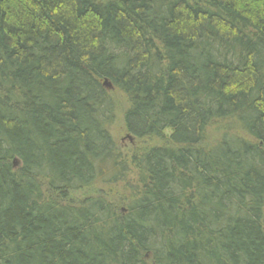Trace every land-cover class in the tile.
Masks as SVG:
<instances>
[{
    "label": "trees",
    "instance_id": "1",
    "mask_svg": "<svg viewBox=\"0 0 264 264\" xmlns=\"http://www.w3.org/2000/svg\"><path fill=\"white\" fill-rule=\"evenodd\" d=\"M0 264H264V0H0Z\"/></svg>",
    "mask_w": 264,
    "mask_h": 264
},
{
    "label": "rangeland",
    "instance_id": "2",
    "mask_svg": "<svg viewBox=\"0 0 264 264\" xmlns=\"http://www.w3.org/2000/svg\"><path fill=\"white\" fill-rule=\"evenodd\" d=\"M118 105H119V112L116 115L115 124L111 127V136L113 137L115 143H117L119 150L122 155L128 156L132 151L135 149H145L148 146H151V143H142V142H136V143H129L126 139V133L124 132L123 128V120L121 121V112L125 108V100L122 97H118ZM166 135L169 133L166 132ZM213 138V134L211 135V139ZM129 157V156H128ZM103 190L102 186H94L88 189L81 190L80 192L71 193L70 197L74 202H80V200L90 197L92 194H96L97 192ZM119 192V191H118Z\"/></svg>",
    "mask_w": 264,
    "mask_h": 264
},
{
    "label": "water",
    "instance_id": "3",
    "mask_svg": "<svg viewBox=\"0 0 264 264\" xmlns=\"http://www.w3.org/2000/svg\"><path fill=\"white\" fill-rule=\"evenodd\" d=\"M106 87H107L108 89H110V85H106ZM126 139H128L129 142H131V139H130L128 136L126 137Z\"/></svg>",
    "mask_w": 264,
    "mask_h": 264
}]
</instances>
